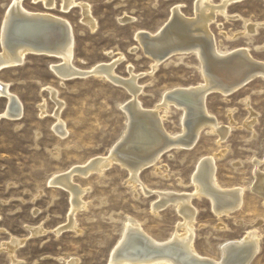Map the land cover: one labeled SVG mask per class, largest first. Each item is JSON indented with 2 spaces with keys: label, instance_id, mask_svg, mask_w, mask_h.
<instances>
[{
  "label": "rangeland",
  "instance_id": "374dc122",
  "mask_svg": "<svg viewBox=\"0 0 264 264\" xmlns=\"http://www.w3.org/2000/svg\"><path fill=\"white\" fill-rule=\"evenodd\" d=\"M9 1L0 0V27ZM77 1L89 5L96 21L93 30L81 21L79 5L64 13L60 0L50 10L41 1L22 3L31 12L46 11L68 21L75 37L73 63L79 69L120 58L114 72L124 78L130 71L137 76L141 106L154 109L162 117V127L169 136L184 134L182 109L174 103L165 108L162 95L203 83L202 65L193 52H162L163 59L153 69V59L135 35L139 31L157 33L170 23L171 9L177 4L184 17L193 18L195 0ZM211 2L218 4L220 0ZM256 22H264V0H239L229 5L226 14L215 13L209 24L214 46L229 55L235 49H245L252 59L264 63V27L250 32V25ZM55 57L27 54L22 64L0 71V80L8 84L21 104L18 118H0V264H66L70 259L76 264H106L127 217L137 219L155 239H170L175 230L180 233L176 228L181 217L170 204L156 212L151 204L158 200L157 192L193 193L191 178L202 157L211 159L221 189L240 188L243 192L240 206L220 216L209 198L192 197L191 204L197 209L195 250L204 257L219 259L220 244L241 240L253 232L257 247L246 264H264V199L255 191L254 175L256 171L264 176L261 77L253 76L228 93L211 90L203 104L217 122L216 130L204 124L187 140L189 147L169 145L162 149L138 173L135 188L128 169L118 162L101 174L74 172L71 182L84 190L81 200L85 207L74 213L75 226L69 228L65 227L71 206L68 190L50 180L93 158L109 155L126 126L119 105L130 95L122 86L92 74L60 80L50 69V63L59 61ZM50 89L62 103L59 118L66 130L62 138L53 130L58 106L51 99ZM6 106L7 98L0 94V113ZM253 161L260 163L255 166ZM37 229L40 232L36 233ZM12 239L21 243L10 257L7 244Z\"/></svg>",
  "mask_w": 264,
  "mask_h": 264
},
{
  "label": "bare ground",
  "instance_id": "6f19581e",
  "mask_svg": "<svg viewBox=\"0 0 264 264\" xmlns=\"http://www.w3.org/2000/svg\"><path fill=\"white\" fill-rule=\"evenodd\" d=\"M22 1L10 0L2 19L0 71L22 64L27 54L56 56L55 58H58L59 61L50 63V69L60 80L92 74L122 86L131 98L119 105L126 117V126L118 142L110 149L109 155L93 158L50 180L51 184H57L67 189L69 193L71 206L68 214L69 222L65 227H74L72 216L77 210L85 207L81 200L84 190L71 182L74 172L84 176L92 171L101 174L111 163L118 162L128 169L131 185L135 188L138 173L153 162L162 149L169 145L189 147L191 143H188L187 140L195 135L204 124L210 125L211 131L216 130L217 122L212 117L210 118L203 104L204 97L211 90L219 89L222 93H228L239 88L240 83L246 82L253 76H259L264 80V63L252 59L245 49H235L229 55L230 52L226 53V50L217 48L213 44L209 24L215 19V13L226 14L227 7L239 0H220L218 4H212L211 0H195V16L193 18L184 17L180 12V5H174L169 17V19L171 18L170 23L164 24L165 26L161 30L158 29L159 31L155 34L139 31L135 35L145 53L153 59V69L160 59H163L160 57L162 52H165V55L173 52L180 54L193 52L202 65L199 70L204 78L203 83L196 87H179L162 95L161 101L165 108L169 103H174L182 109L181 121L185 130L184 134L169 136L162 127V117L157 116L154 109L146 110L141 106L138 100L141 89L137 85V76L130 71V76L124 78L114 72V65L120 58L111 63L94 64L87 70L79 69L73 63L75 37L68 21L46 11L31 12L24 8ZM32 1L34 3L41 1L46 10L53 9L56 4V0ZM60 1L61 12L65 13L71 7L79 5L81 21L91 30L96 27V21L91 15L87 3L77 0ZM244 22L247 21L244 20ZM243 25L245 24L243 23ZM259 26L264 27V22L250 25V32H256ZM33 34L39 37L33 36ZM208 66L212 70L208 69ZM0 94L7 98V106L0 113V118H18L21 104L8 89V84L2 80H0ZM50 95L58 106L54 111L57 122L54 124L53 130L62 138L66 134L65 124L59 118L62 103H58L55 99L54 90L50 89ZM40 107L42 108L43 105ZM227 129L226 132H228ZM221 134L223 137L224 130ZM198 161L196 172L191 178L195 188L193 193H180V195L157 192L158 200L151 204L153 212L168 204L172 205L181 217L176 228L181 230L180 233L175 230L170 239L160 241L147 234L137 219L127 217L122 226L120 239L111 250L106 264H246L251 259L257 247V236L253 232H248L241 240H229L220 244L219 259L204 257L195 250L193 239L197 209L191 204L192 197L206 196L209 198L212 208L220 216L221 214L227 215L240 206L243 192L240 188L221 189L216 181L211 159L202 157ZM253 162L255 166L260 163V161ZM254 173L257 188L255 191L264 199V176L256 171ZM148 192L144 191V193ZM39 229L35 232H40ZM20 243L19 240L12 239L7 244L10 257H12L14 248ZM10 259L13 263L12 258ZM66 264H76V261L70 259Z\"/></svg>",
  "mask_w": 264,
  "mask_h": 264
},
{
  "label": "water",
  "instance_id": "95a60500",
  "mask_svg": "<svg viewBox=\"0 0 264 264\" xmlns=\"http://www.w3.org/2000/svg\"><path fill=\"white\" fill-rule=\"evenodd\" d=\"M33 36H37V37H39L38 35H36V34H33Z\"/></svg>",
  "mask_w": 264,
  "mask_h": 264
}]
</instances>
